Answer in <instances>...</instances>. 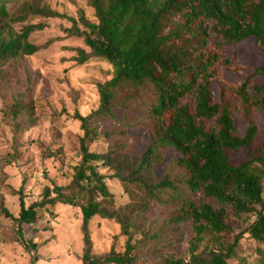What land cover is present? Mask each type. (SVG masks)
I'll return each instance as SVG.
<instances>
[{
    "label": "trees",
    "instance_id": "16d2710c",
    "mask_svg": "<svg viewBox=\"0 0 264 264\" xmlns=\"http://www.w3.org/2000/svg\"><path fill=\"white\" fill-rule=\"evenodd\" d=\"M95 21L84 11L78 18L57 12L31 0H0V65L33 56L40 47L30 41L42 24H26L30 16L68 19L69 36L77 37L89 49L77 47L74 61L84 65L104 61L113 77L97 85L99 106L83 116L81 162L72 182L66 186H46L42 198L25 202V182L18 190L20 212L16 217L0 196V217L14 224L16 240L28 251L39 244L28 240L25 224H36L53 207L81 205L83 238L82 264H139L138 253L147 243H158L163 232L150 236L133 220L134 209L117 206L107 179L119 182L125 193L138 200L144 212L150 203L163 202L168 195L170 218L166 229L178 233L191 224L190 260L165 256L154 264H230L243 233L225 246L223 238L232 231L227 220L229 207L240 218L255 215L246 233L263 245L255 264H264V139L259 143L260 114L264 112V65L237 64V46L250 38L264 53V0H86ZM16 24H22L16 30ZM243 74L228 78L226 73ZM4 77H2L3 80ZM255 79H262L259 85ZM121 92L122 106L137 100L150 119L149 143L133 155L121 139L104 152L91 151L89 144L103 138L98 123L118 121L114 101ZM13 142L17 144L24 122L34 125L35 104L25 93L12 96L3 109ZM246 149L248 157L233 163L231 154ZM176 155L175 167L183 172L181 186L170 176L156 180L155 168L165 152ZM112 172L108 177L99 168ZM220 205V206H218ZM95 217L115 220L127 237L125 250L93 254L91 222ZM210 235L217 248L200 245ZM156 241V242H155ZM34 261L39 260L34 255Z\"/></svg>",
    "mask_w": 264,
    "mask_h": 264
},
{
    "label": "rangeland",
    "instance_id": "374dc122",
    "mask_svg": "<svg viewBox=\"0 0 264 264\" xmlns=\"http://www.w3.org/2000/svg\"><path fill=\"white\" fill-rule=\"evenodd\" d=\"M41 6L48 5L57 12L78 18L82 10L86 16L95 21L94 10L86 0H31ZM26 24H42L43 30H36L30 41L40 47L31 57L20 61L0 65V196L5 206L16 217L20 212L18 190L25 182L24 194L27 205L40 200L46 186L69 185L75 174V167L81 162L80 138L83 136L81 123L76 113L85 116L99 106L100 98L97 85L110 80L114 70L104 61L92 60L78 65L74 61L75 48L87 51L83 41L69 36L67 29L72 26L68 19L30 16ZM16 30L22 24H16ZM237 64L245 67L263 66L264 53L260 52L255 39L250 38L237 46ZM226 73V77L242 78L243 74ZM2 77L3 80H2ZM259 85L262 79H255ZM25 93L27 99L35 104L34 125L24 122L23 133L17 144L8 122L4 119L3 109L12 96ZM126 96L121 92L114 101L118 121L109 119L99 121L98 127L103 138L89 144L91 151L104 152L116 140H123L133 155L142 153L149 143L147 126L150 119L146 109L138 106L137 100L122 106L120 99ZM264 96V92L262 93ZM259 143L264 139V112L260 114ZM264 155V148L262 151ZM232 162L239 163L247 159L246 149L231 154ZM176 155L165 152L163 162L155 168L156 180L166 176L181 186L183 172L175 167ZM99 170L108 177L112 174L105 168ZM115 195L117 206L134 209L133 220L139 229L150 236L163 232V239L158 243H147L146 248L138 253L139 264H154L165 256L190 260L189 242L194 235L191 224H184L178 233L166 229L171 212L168 195H163V202H152L145 212L137 208L138 200L125 193L121 184L114 179H107ZM263 197H264V179ZM67 206L61 203L53 207V213H45L44 218L36 224H25L23 231L28 240L39 244L37 251L28 252L17 240L14 224L10 219L0 217V264H82L83 238L81 233V205ZM220 206V205H218ZM227 220L232 231L223 238L225 246L232 243L236 234L243 233L236 253L229 260L230 264H255L259 249L263 245L250 237L246 230L255 219V215L236 217L229 207ZM93 254L103 256L112 249L116 252L125 250L127 237L121 235L120 225L115 220L95 217L91 222ZM156 242V241H155ZM205 247L216 249L217 243L207 235L200 245L199 252ZM34 255L39 260L34 261Z\"/></svg>",
    "mask_w": 264,
    "mask_h": 264
}]
</instances>
